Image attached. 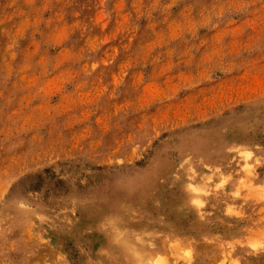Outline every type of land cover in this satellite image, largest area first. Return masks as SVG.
Returning a JSON list of instances; mask_svg holds the SVG:
<instances>
[{
  "label": "rangeland",
  "instance_id": "obj_1",
  "mask_svg": "<svg viewBox=\"0 0 264 264\" xmlns=\"http://www.w3.org/2000/svg\"><path fill=\"white\" fill-rule=\"evenodd\" d=\"M264 264V0H0V264Z\"/></svg>",
  "mask_w": 264,
  "mask_h": 264
},
{
  "label": "bare ground",
  "instance_id": "obj_2",
  "mask_svg": "<svg viewBox=\"0 0 264 264\" xmlns=\"http://www.w3.org/2000/svg\"><path fill=\"white\" fill-rule=\"evenodd\" d=\"M159 255L157 256L156 255H147V261H146V264H162L158 259Z\"/></svg>",
  "mask_w": 264,
  "mask_h": 264
}]
</instances>
